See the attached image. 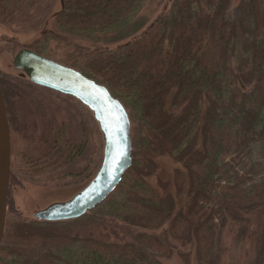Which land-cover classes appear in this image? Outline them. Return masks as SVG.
<instances>
[{"label":"trees","instance_id":"1","mask_svg":"<svg viewBox=\"0 0 264 264\" xmlns=\"http://www.w3.org/2000/svg\"><path fill=\"white\" fill-rule=\"evenodd\" d=\"M147 2L64 0L50 28L27 43L105 85L122 102L132 161L114 189L78 217L24 216L7 193L0 264H165L159 255L170 252L167 220L172 234L193 237L200 264H213L215 235L226 215L235 207L264 205V0H239L241 17L228 14L230 0H171L140 31ZM42 8V0H0V20L35 18ZM38 86L48 88L0 70L10 176L65 182L67 165L83 154L85 139L64 123L53 128L54 116L43 119L46 102L56 116L63 108ZM42 143L49 150H41ZM141 149L170 155L176 172L186 173L192 197L185 211L174 212L171 199L146 180L150 159L138 155ZM93 212L143 230L125 242L68 231L72 221ZM256 264H264V228Z\"/></svg>","mask_w":264,"mask_h":264},{"label":"rangeland","instance_id":"2","mask_svg":"<svg viewBox=\"0 0 264 264\" xmlns=\"http://www.w3.org/2000/svg\"><path fill=\"white\" fill-rule=\"evenodd\" d=\"M42 1L43 8L38 11L35 18L13 21L14 23L18 22V24L0 20V70L3 74H20V70L15 68L12 62L14 53L39 37L42 30L50 28L53 20L52 14L60 8V1ZM170 1L148 0L143 10L146 23L140 31L158 18L168 8ZM238 1L230 0L228 9L230 16L241 17L238 10ZM243 20H245V25L250 24L249 19ZM7 38H11L13 41H8ZM14 42L17 43L15 47L13 46ZM91 45L101 46L100 43H92ZM38 87H40L38 88L39 91L46 93L45 97L53 101L52 103L55 101L60 102L59 104L54 103L56 107L60 105L63 108L56 116L52 112L51 103L46 102L43 104L44 108L47 107L46 110H43L45 112L43 119L49 120L50 116L53 119L54 116L53 128L64 123L71 135L74 136L79 133L83 136L85 142L83 154L72 165H67L66 170L71 174L65 177V180H63L65 182L46 179L47 181L43 183L16 178L11 174L8 188L9 200L22 215L27 217H34L33 214L36 210L51 202L65 200L81 188L97 170L101 162L103 149L102 133L88 106L76 97H69L68 94L63 95L56 90ZM174 89V86H172L165 95V106H168L171 102ZM56 95H60L63 100L55 99ZM184 106V104L179 105L175 111H181ZM42 132L43 130H41V134ZM79 138L82 139L81 136ZM18 145L20 146L19 143ZM45 149L49 150L48 143H42L41 150ZM138 155L141 158L149 157L150 159L144 162V170L146 171V180L151 186L171 199L174 212L185 211L191 203L192 196L189 192V181L186 173L176 172L177 162L166 153L152 155L141 149ZM231 212L233 215H226L216 232V258L213 264H256L264 228V205L254 204L247 208L235 207ZM233 216L239 220H235ZM195 222L196 216L191 218V223L194 224ZM168 225L169 221L167 220L165 231L170 252L159 255V258L165 264H200L193 237L191 235L187 237L176 236L171 233ZM141 230H143L142 227L125 223L113 217L104 216L101 219L93 212L88 216L72 221L68 231L75 235H87L102 240L125 242L134 240L135 234Z\"/></svg>","mask_w":264,"mask_h":264},{"label":"water","instance_id":"3","mask_svg":"<svg viewBox=\"0 0 264 264\" xmlns=\"http://www.w3.org/2000/svg\"><path fill=\"white\" fill-rule=\"evenodd\" d=\"M60 1V8L64 0ZM59 8V9H60ZM13 65L30 81L70 94L89 107L103 138L101 162L92 177L67 199L36 210L34 217L46 220L78 217L103 200L120 181L132 161L130 119L122 102L108 88L76 68L22 47ZM10 127L0 87V239L6 219L10 176Z\"/></svg>","mask_w":264,"mask_h":264},{"label":"flooded vegetation","instance_id":"4","mask_svg":"<svg viewBox=\"0 0 264 264\" xmlns=\"http://www.w3.org/2000/svg\"><path fill=\"white\" fill-rule=\"evenodd\" d=\"M24 47H28V46H24ZM21 48H22V47H21ZM28 48H29V47H28ZM19 49H20V48H19ZM19 49H18V50H19ZM30 49H31V48H30ZM15 53H16V52H15ZM15 53H14V54H15ZM13 56H14V55H13ZM15 68H16V67H15ZM17 69H18V68H17ZM19 70H20V69H19ZM19 73L21 74V72H19ZM21 75H22V74H21ZM24 76H25V75H24ZM36 84H37V83H36ZM39 85H40V84H39ZM42 86H43V85H42ZM45 87H46V86H45ZM48 88H49V87H48ZM49 89H52V88H49ZM52 90H55V89H52Z\"/></svg>","mask_w":264,"mask_h":264}]
</instances>
